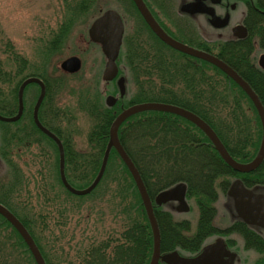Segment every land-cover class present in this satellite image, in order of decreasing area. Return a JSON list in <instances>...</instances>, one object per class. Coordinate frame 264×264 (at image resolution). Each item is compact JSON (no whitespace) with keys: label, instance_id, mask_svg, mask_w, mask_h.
I'll return each mask as SVG.
<instances>
[{"label":"trees","instance_id":"16d2710c","mask_svg":"<svg viewBox=\"0 0 264 264\" xmlns=\"http://www.w3.org/2000/svg\"><path fill=\"white\" fill-rule=\"evenodd\" d=\"M102 1L65 0L70 19L50 32V38L44 40L38 52L42 63L50 67L53 56L62 52L72 24L80 17L97 14ZM124 1L139 20L137 28L149 29L134 1ZM149 1L159 2V7L165 2ZM150 33L153 38L147 41V32H141L145 38L144 45L141 44L140 32L125 38L123 63L129 73V83L127 95L120 98L114 107L105 104L100 78L89 79L86 83L73 82L78 74H63L55 66L50 67L54 71L50 76L45 64L46 69H42V63L36 67L33 61H30L29 69L17 65L18 68H10V72L0 71V80L8 84L6 90L0 87V113L5 116L17 112L18 90L23 80L36 76L45 82L46 94L39 118L61 139L65 174L76 188L88 187L97 177L116 116L124 108L148 100L178 105L199 115L217 132L235 159H252L259 147L260 135L251 149L253 154H245L236 147L233 132L236 120L231 99L235 93L234 83L226 77L221 78L217 67L169 47L153 32ZM16 57L23 63L21 55ZM13 72L22 74L16 83L11 84L8 77ZM33 86L35 101L40 91L37 84L28 85L25 94L31 93ZM66 93L75 98L73 106L60 103L59 98ZM44 113L48 114L47 118H44ZM83 116L89 121L85 133L76 123ZM255 119L260 125L258 116ZM0 129V154L8 165L11 177L8 182L5 181L6 184H0V202L20 219L33 236L46 264L150 263L153 252L151 224L133 175L115 148L110 152L98 185L88 194L76 195L62 182L58 145L35 124L31 102L26 104L20 120L1 122ZM119 136L152 199L182 182L186 184L188 194L200 205L202 200L210 201L218 186L225 189L231 176L259 178L264 182V161L252 172L234 171L215 149L205 145L210 139L200 128L173 113L145 111L132 115L121 125ZM79 139H84V146L78 145ZM241 140L245 142L247 139L240 138L238 142ZM194 144H202V166L182 160V157H189V160L197 157L193 151ZM35 146L39 147L40 153H32L33 160H38L39 164L24 163L30 171L21 169L19 161H23L25 152ZM74 200L79 202L74 204ZM85 201L91 208L100 206L98 208L102 211L98 212V221L93 219L92 223L79 227V230L70 228L72 217L67 204L80 207ZM105 205H108L109 212L102 208ZM91 210L86 213L87 222L93 218ZM157 218L164 241L169 219L163 215H157ZM56 230L60 234L50 238ZM76 239L78 241L74 244ZM162 248L164 250L163 244ZM0 264H37L24 238L1 214Z\"/></svg>","mask_w":264,"mask_h":264},{"label":"flooded vegetation","instance_id":"af4514ba","mask_svg":"<svg viewBox=\"0 0 264 264\" xmlns=\"http://www.w3.org/2000/svg\"><path fill=\"white\" fill-rule=\"evenodd\" d=\"M144 1L165 32L174 39L198 50L208 52L229 65L251 86L264 107V0H202L206 10H202V12H188L185 10V6L195 0H165L161 7H159V2ZM174 1L177 5L178 18L174 15L171 6ZM140 23L143 26V23ZM137 32H140L142 45L145 43V38L148 41V38L152 37L150 32L155 34L150 27L149 29L140 27ZM141 32H147L145 38H143ZM155 36L162 41L156 34ZM67 40H70V38ZM6 45L7 65L10 68H18L17 65H20L19 67L29 69L30 57L18 53L12 40H7ZM15 53L22 56L23 63L16 60L18 57ZM80 59L83 67V60L81 57ZM205 62L217 67L221 71V78L226 77L234 83L235 93L232 94L231 99L236 120L235 125H233L235 144L243 153L253 154L254 150L251 149L254 148L260 135V144L255 152V157L261 146L263 126L254 101L239 83L225 71L208 61ZM44 64L48 68V75L52 76L54 71L46 63L43 62L41 68L46 69ZM119 65V74L125 76L128 87V70L123 60H120ZM21 72H18V75L13 72L12 76L8 77V81L11 84L16 83L22 74ZM117 79L106 85L105 93H114L113 91L117 88ZM30 92L24 95V105L26 106L29 103L28 100H30L34 107L38 97L34 101L33 93L35 89ZM16 113L13 115H16ZM47 116L48 114L44 113V118H47ZM256 116L259 118L260 125L255 119ZM41 123L43 124L42 121ZM244 137L247 139L245 142L242 140V142H238L240 138L243 139ZM194 145L193 151L196 152L197 157L192 158V160H189V157H182V160L192 161V164L202 166V144ZM205 145L215 149L221 159L225 161L212 141L206 142ZM254 157L252 159L247 157L237 160L242 163H249ZM216 160L219 159L216 158ZM2 170L4 171L2 172ZM6 170H8V165L0 155V184H6L11 178L7 172L5 173ZM238 179L242 180L245 187L253 192L264 194V182H261V179L231 176L228 186L225 189L223 186H218L215 194L210 196V201L202 200L200 205L195 202L197 211H194L193 202L195 200L190 196V193L188 194L187 186L185 187L186 206L182 208L177 200L162 204L154 201L153 208L157 222V215L160 217L163 215L169 219V226L164 232V241L158 223L161 237V258L158 264H182L187 259L202 257L207 252H210L208 255L210 257L205 264H264V227L246 222L239 215L234 198L229 195L231 185ZM225 200L230 202L231 206H223ZM168 254H173L181 260L174 258V263H167L162 257Z\"/></svg>","mask_w":264,"mask_h":264},{"label":"water","instance_id":"95a60500","mask_svg":"<svg viewBox=\"0 0 264 264\" xmlns=\"http://www.w3.org/2000/svg\"><path fill=\"white\" fill-rule=\"evenodd\" d=\"M133 1L137 6L138 10L140 11V13L142 14L145 21L150 26V28L165 43H167L171 47L183 53L190 54L192 56L206 60L218 66L223 71H225L229 76L235 79L239 83V85L247 92V94L250 95V97L252 98V100L256 105L263 126V139H262L261 147L257 156L251 162L241 163L236 159H234L226 149L225 145L223 144L217 133L213 130V128L197 114L183 107L173 104H168L163 102H144V103L132 105L124 109L116 117L110 129V139L107 148L105 150L102 165L97 177L88 187L84 189H78L69 183L65 175L64 147L61 140L53 132L47 129L39 120L38 117L39 108L46 93L45 84L40 78L29 77L22 82L19 88L18 113L15 116H11V117H6L0 114V121L12 122L18 120L21 117L24 108V90L27 85L31 83H37L40 86L41 91L34 108L35 122L43 132L48 134L56 141L60 152V174H61L62 182L64 183L65 187L68 190H70L72 193L77 195L88 194L98 185L106 169L110 151L112 148H115L119 153V155L121 156V158L126 163V165L128 166L129 170L131 171L133 178L139 189V192L141 194L146 212L148 214L151 223L153 237H154L153 256L150 261V264H158L161 258V237H160L158 222L154 214L153 202L147 191L146 185L138 168L136 167L132 158L129 156V154L127 153V151L125 150L124 146L121 143L118 134L121 124L130 116L143 111L157 110V111L170 112L180 115L195 123L209 136V138L212 140V142L214 143V145L216 146V148L218 149V151L220 152L221 156L224 158L226 163H228L233 169L239 172H249L255 170L262 163L264 159V107L257 94L251 88V86L242 77H240L229 65H227L225 62H223L222 60H220L219 58L215 57L214 55L208 52L198 50L194 47H191L174 39L167 32H165L164 29L155 20V18L149 11L148 7L146 6L144 0H133ZM185 10L188 12H202V10L206 11L204 8V4L202 3V0H195L194 2L187 4L185 6ZM211 14L214 15V13L212 12ZM88 32L90 39L93 42L99 43L101 45L102 51L106 56L107 61L103 72V79L106 82H110L114 78H116L119 73V66L117 64V59L120 53V48L122 45V40L125 32V24L123 18L119 13V11H117L116 9L114 8L106 9L103 13H101V15H99L93 21ZM81 65H82L81 59L78 56H72L65 59L62 62L61 67L65 71L76 72L80 70ZM117 85L119 88V95L123 97L126 93V82L124 76L119 77V79L117 80ZM117 100H118V96H114L111 94L106 97V103L108 106L115 105ZM229 195L234 198V203L238 210V213L246 222L264 227V194L253 192L251 189L245 187L242 180L238 179L235 180L231 185L229 190ZM155 200L159 204L177 200L180 203V207L182 208L183 206H186L185 185L179 184L169 190L163 191L157 195ZM0 214H2L7 220H9L22 235V237L28 244L31 252L33 253V256L37 264H46L40 249L38 248L34 238L29 233L27 228L7 207H5L1 203H0ZM209 254L210 252H207L204 253L202 257L187 259L182 264H201V263L205 264L210 257V256L208 257ZM174 258L176 257L173 254L164 255L162 257V259L167 263H174ZM178 260L180 261L181 259Z\"/></svg>","mask_w":264,"mask_h":264},{"label":"rangeland","instance_id":"374dc122","mask_svg":"<svg viewBox=\"0 0 264 264\" xmlns=\"http://www.w3.org/2000/svg\"><path fill=\"white\" fill-rule=\"evenodd\" d=\"M176 2L172 3L174 15L177 17V5ZM111 6H119L126 17V37H129L137 32L138 18L131 7L127 5L124 0H103L100 8ZM94 16V15H93ZM93 18V17H92ZM91 17H80L72 24L70 31V40H67V44L62 49L61 53L53 56L51 68L60 66V62L71 56L78 55L83 60L82 70L77 75L78 77L73 82L79 83L80 81L88 82L89 79L100 78L102 82V72L105 65V57L102 54L98 45H92L88 38V29L93 21ZM178 18V17H177ZM176 18V19H177ZM70 19V13L65 3V0H0V71L10 72V67L7 65L8 53H6V42L12 40L15 44L16 51L22 55L30 57L34 66H40L42 60L39 55V49L42 48L44 40L50 38V32L57 30L65 20ZM68 38V39H69ZM126 51V45L124 44L122 49L121 58L124 57ZM123 60V59H122ZM29 70L26 71V73ZM211 73H215L212 71ZM103 83V82H102ZM76 84V83H75ZM0 87L6 90L8 84L0 80ZM34 89V86L33 88ZM103 89V84H102ZM72 94H64L60 99L61 104L67 106H73L74 99ZM30 102V100H28ZM150 102V100H148ZM160 102V101H155ZM77 126L82 132H86L89 126V121L86 117H79L76 122ZM78 145L84 146V139L78 140ZM39 154V147L35 146L31 151L25 152L23 155V161H19L21 169H29L24 163L39 164L38 160H33V155ZM4 170H2L3 172ZM78 200H74L73 203H78ZM194 203V211H197V206ZM223 206H231L230 202L224 201ZM100 206L91 208L87 201L81 204L80 207H72L70 203L67 204V208L71 209L69 215H71L70 228L85 227L87 224L98 221L99 211H102ZM102 208L108 211V205L102 206ZM231 208V207H230ZM91 210L92 219L87 222L85 216L86 213ZM79 224V226H78ZM79 230V229H78ZM60 232L56 230L50 234V238H55ZM78 239L74 240V244Z\"/></svg>","mask_w":264,"mask_h":264}]
</instances>
